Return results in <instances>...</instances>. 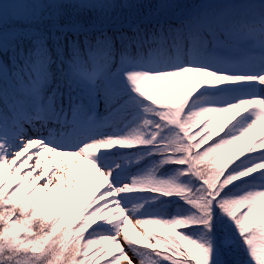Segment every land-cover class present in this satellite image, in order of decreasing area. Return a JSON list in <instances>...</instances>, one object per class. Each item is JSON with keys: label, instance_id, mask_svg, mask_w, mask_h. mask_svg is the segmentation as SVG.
<instances>
[{"label": "snow or ice", "instance_id": "1", "mask_svg": "<svg viewBox=\"0 0 264 264\" xmlns=\"http://www.w3.org/2000/svg\"><path fill=\"white\" fill-rule=\"evenodd\" d=\"M0 264H264V0H3Z\"/></svg>", "mask_w": 264, "mask_h": 264}, {"label": "trees", "instance_id": "2", "mask_svg": "<svg viewBox=\"0 0 264 264\" xmlns=\"http://www.w3.org/2000/svg\"><path fill=\"white\" fill-rule=\"evenodd\" d=\"M0 1H3V0H0ZM194 7H195V5H194ZM129 228H131V225H129ZM131 233V232H130ZM132 234V233H131Z\"/></svg>", "mask_w": 264, "mask_h": 264}, {"label": "rangeland", "instance_id": "3", "mask_svg": "<svg viewBox=\"0 0 264 264\" xmlns=\"http://www.w3.org/2000/svg\"><path fill=\"white\" fill-rule=\"evenodd\" d=\"M3 1H0V3H2ZM131 235V234H130Z\"/></svg>", "mask_w": 264, "mask_h": 264}]
</instances>
